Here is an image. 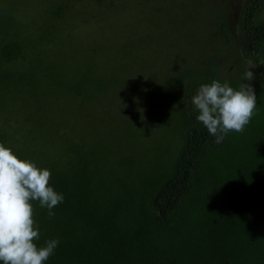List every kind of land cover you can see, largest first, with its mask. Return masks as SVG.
<instances>
[{"label":"trees","instance_id":"1","mask_svg":"<svg viewBox=\"0 0 264 264\" xmlns=\"http://www.w3.org/2000/svg\"><path fill=\"white\" fill-rule=\"evenodd\" d=\"M68 1L53 0L39 39L52 36L53 19L64 21ZM188 1L194 29L176 51L179 73L154 89L162 107L145 85L102 71L100 59L55 71L32 38L20 36L22 24L0 21V143L50 170V186L64 198L52 217L33 201L35 243L59 241L44 264H264V0L242 1L234 31L219 1ZM249 60L257 65L248 82L255 114L243 132L216 143L196 119L194 91L213 80L239 89ZM90 85L95 91L81 89ZM148 97L155 101L145 103ZM113 98L144 105L123 110L131 125L122 122L116 139L110 132L123 125L106 117ZM165 114L178 117L174 127L157 117ZM139 115L151 127L142 133L153 141L148 156L118 141L126 134L140 140Z\"/></svg>","mask_w":264,"mask_h":264},{"label":"rangeland","instance_id":"2","mask_svg":"<svg viewBox=\"0 0 264 264\" xmlns=\"http://www.w3.org/2000/svg\"><path fill=\"white\" fill-rule=\"evenodd\" d=\"M217 1L227 9L230 30L234 31L238 26L240 5L243 0ZM52 2L53 0H0V21L3 23L4 20L14 17L17 24H22L23 31L18 28L20 36L24 40L26 36H30L32 44L38 51H42L40 57L44 64L54 66L57 69H54L55 71L65 72L75 65L82 67L87 63L95 64L96 60L100 59L102 71L109 73L111 70L123 79H130L127 83L139 89L145 85L150 91L146 95H154L156 105L162 107L160 106L162 99L155 94L154 89H158L160 81L166 76L179 73L182 66L176 51L178 48H186L183 45L186 41L190 42L189 35L194 29L191 22L193 6L188 0H101L100 5L96 0H69L64 8V21L63 18L60 21L53 19L60 27L56 23L52 36L39 39L42 31L46 30L44 21L48 19ZM204 13H200L201 18L204 17ZM261 15L264 17V5ZM164 28L168 30L162 34ZM2 31L6 30L2 28L0 33ZM7 31L11 33L15 30L9 27ZM64 31L70 32L68 40L63 38ZM55 42L58 43L57 46ZM163 42H166V46H163ZM224 48L228 51L230 45L225 44ZM24 54L29 56L28 51ZM232 59L226 64L232 66L234 64L231 62ZM234 59L236 61L237 58ZM242 66L247 67V61H244ZM72 74L74 73L71 71ZM138 78L151 80L149 84H145ZM84 87L81 89L95 91L93 85ZM120 94L123 97L128 96L123 92ZM154 99L144 98V102L150 104L155 101ZM111 103L113 110L106 114L107 119L116 118L122 125L124 122L125 126L131 125L128 121L131 115L126 119L123 110L135 105L144 106L140 98L137 100L113 98ZM136 117L140 140L136 141L134 135L128 136L125 133L126 136L119 137L118 141L148 156L154 147L153 141L142 133L148 132L151 127L143 123L142 115ZM157 117H162L167 128L174 127L172 123H177L178 120L175 114ZM124 125L120 129H113L110 137L116 139L122 133L120 130L125 128Z\"/></svg>","mask_w":264,"mask_h":264},{"label":"clouds","instance_id":"3","mask_svg":"<svg viewBox=\"0 0 264 264\" xmlns=\"http://www.w3.org/2000/svg\"><path fill=\"white\" fill-rule=\"evenodd\" d=\"M264 65V60H259ZM257 65L247 61L244 80L239 89L228 82L213 80L202 84L192 97L198 111L196 119L221 143L229 132H243L257 107V97L249 81ZM51 171L35 162L20 158L10 147L0 143V262L3 264H44L59 241L52 239L38 247L40 232L34 219L33 201L52 211L63 202V195L50 186Z\"/></svg>","mask_w":264,"mask_h":264}]
</instances>
